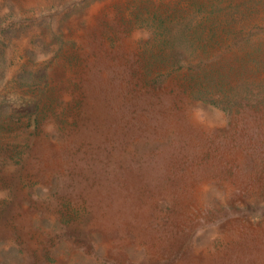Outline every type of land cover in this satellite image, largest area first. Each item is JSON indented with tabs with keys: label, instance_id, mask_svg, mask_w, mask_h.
<instances>
[{
	"label": "rangeland",
	"instance_id": "1",
	"mask_svg": "<svg viewBox=\"0 0 264 264\" xmlns=\"http://www.w3.org/2000/svg\"><path fill=\"white\" fill-rule=\"evenodd\" d=\"M0 264H264V0H0Z\"/></svg>",
	"mask_w": 264,
	"mask_h": 264
}]
</instances>
